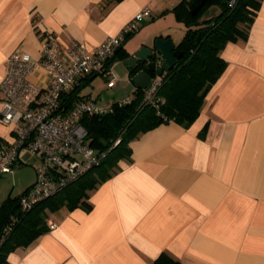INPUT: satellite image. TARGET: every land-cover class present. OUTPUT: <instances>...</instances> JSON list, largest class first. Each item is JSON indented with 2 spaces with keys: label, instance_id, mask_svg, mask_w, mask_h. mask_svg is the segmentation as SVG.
I'll list each match as a JSON object with an SVG mask.
<instances>
[{
  "label": "crops",
  "instance_id": "1",
  "mask_svg": "<svg viewBox=\"0 0 264 264\" xmlns=\"http://www.w3.org/2000/svg\"><path fill=\"white\" fill-rule=\"evenodd\" d=\"M179 2L0 0V81L15 50L39 57L40 31L94 50L146 7L151 15L119 47L129 58L159 36L176 45L184 20L194 21L184 4L172 10ZM220 56L226 67L189 127L169 121L132 139L130 158L88 192L90 208L48 212L56 226L2 264H151L162 252L182 264H264V0L247 37L227 42ZM111 69L112 88L130 83L134 91L124 59ZM31 78L48 84L41 69ZM14 134L0 123V143ZM34 156L23 150L17 164ZM20 193L9 191L0 205Z\"/></svg>",
  "mask_w": 264,
  "mask_h": 264
},
{
  "label": "trees",
  "instance_id": "2",
  "mask_svg": "<svg viewBox=\"0 0 264 264\" xmlns=\"http://www.w3.org/2000/svg\"><path fill=\"white\" fill-rule=\"evenodd\" d=\"M193 0H180L173 11L184 4L194 21L184 20L185 33L176 48L183 52L175 66L161 76L155 103L144 100L145 90L135 88L129 101L116 100L112 109L102 115H86L81 120L87 130V141L97 153L105 155L98 164L88 169L78 179L68 183L56 193L36 202L29 210H22L18 196L7 197L0 205V264L6 261L7 253L18 246H27L48 230V212L62 207L72 209L77 206L90 208L88 192L110 177L121 159L131 155L130 141L155 126L175 121L189 127L198 117L204 98L211 86L226 67L220 51L229 41L245 39L260 7L261 0H237L228 6L227 0H213L220 12L208 18L199 19L201 9L195 14L190 11ZM128 35L124 41L129 39ZM167 38V37H165ZM123 41V42H124ZM129 53L118 47L108 60L111 65L116 58L126 59ZM140 67L130 68V76ZM155 75L153 71H150ZM95 75L86 76V81ZM75 86L68 94L66 105L71 106L81 97ZM125 99V98H124ZM7 228H10L9 231ZM151 264H182L162 252Z\"/></svg>",
  "mask_w": 264,
  "mask_h": 264
},
{
  "label": "built area",
  "instance_id": "3",
  "mask_svg": "<svg viewBox=\"0 0 264 264\" xmlns=\"http://www.w3.org/2000/svg\"><path fill=\"white\" fill-rule=\"evenodd\" d=\"M236 2L227 0L231 7ZM150 15L149 8L142 9L117 35L107 38L94 50L78 40L62 46L55 36L40 31L38 58L20 48L8 57L6 72L0 81V123L12 127L15 134L9 142L0 143V177L14 168L23 150L41 159L36 168V182L19 197L22 210H29L36 202L78 179L105 155L97 153L88 143L81 120L86 115L106 114L112 109V103L81 97L68 106V94L79 85L81 78L90 75L107 76V86H114L115 75L108 60ZM35 69L44 72L47 85L31 78ZM160 83L161 76L152 79L145 89L146 102L155 103ZM48 226L54 228L56 222L49 220Z\"/></svg>",
  "mask_w": 264,
  "mask_h": 264
},
{
  "label": "rangeland",
  "instance_id": "4",
  "mask_svg": "<svg viewBox=\"0 0 264 264\" xmlns=\"http://www.w3.org/2000/svg\"><path fill=\"white\" fill-rule=\"evenodd\" d=\"M219 5L215 1L208 2L200 11L199 18L214 16L216 7ZM203 19V18H202ZM82 94H90L98 102L111 104L115 99H124L133 93L130 83H122L116 87L107 86V76L98 74L85 82L81 88ZM41 164L39 156H34L25 164H17L14 168L0 179V199L11 191L12 195H17L25 188L31 187L36 182V168Z\"/></svg>",
  "mask_w": 264,
  "mask_h": 264
},
{
  "label": "water",
  "instance_id": "5",
  "mask_svg": "<svg viewBox=\"0 0 264 264\" xmlns=\"http://www.w3.org/2000/svg\"><path fill=\"white\" fill-rule=\"evenodd\" d=\"M206 0H193L190 11L195 14L205 4ZM183 52L176 48L171 38L156 37L150 44H143L131 57L124 60L128 68L140 67L131 81L135 88L145 90L155 76H162L170 71L182 56ZM153 71L155 75H152Z\"/></svg>",
  "mask_w": 264,
  "mask_h": 264
}]
</instances>
